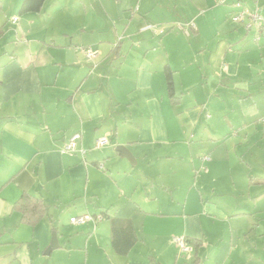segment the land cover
I'll return each instance as SVG.
<instances>
[{
	"label": "crops",
	"instance_id": "obj_1",
	"mask_svg": "<svg viewBox=\"0 0 264 264\" xmlns=\"http://www.w3.org/2000/svg\"><path fill=\"white\" fill-rule=\"evenodd\" d=\"M1 1L0 264H264V190L250 186L258 179L264 187L263 172L239 168L232 185L213 184V197L191 190L181 209H169L150 191L152 176V189L127 198L110 161L119 145L138 159L195 150L200 169L230 134L264 144V31L253 29L258 45L250 44L233 20L237 9L219 0H196L189 13V0H46L30 13H21L23 0ZM76 46L99 54L90 59ZM75 133L85 155L62 151ZM102 136L110 143L94 149ZM23 193L48 206L35 226L15 210ZM84 214L93 219L71 223ZM111 218L135 226L139 240L127 256L112 247ZM53 231L60 246L47 254ZM174 235L199 245L181 253Z\"/></svg>",
	"mask_w": 264,
	"mask_h": 264
},
{
	"label": "rangeland",
	"instance_id": "obj_2",
	"mask_svg": "<svg viewBox=\"0 0 264 264\" xmlns=\"http://www.w3.org/2000/svg\"><path fill=\"white\" fill-rule=\"evenodd\" d=\"M177 1L183 5L187 0ZM196 5V0H189L186 12L189 13V10H192ZM157 29L158 26L156 25V28L152 30L157 31ZM178 29H180L179 24ZM247 38L250 44L258 45L256 40L259 36L256 35V31L250 30ZM230 115L231 113H229ZM231 136L233 134L228 135L229 139L221 150L212 154L213 162L206 163L200 169L196 168L192 163L193 157L197 155L194 154L195 150H193V154L186 153L184 156L182 154H172V157L164 156L151 159L142 156L138 159L132 152L138 161L136 165H133L128 159L117 155L114 151V155L110 160L113 166L111 170L119 184H125L128 187L129 194L126 197L130 200L138 199L139 194L145 189H152L151 181L148 180V176H152L156 184L150 191L153 192V195H156L162 207L181 209L183 206L182 202H184L191 190L190 196L192 197H200L201 194L205 195V197H213L211 187L215 182L221 185H232L235 178L239 177V168H244L243 174L256 175V178H259L258 176L263 172L261 177H264V168H247L246 163L241 162V159L253 161L255 158L256 161L264 163V144L262 142L256 144L257 142L254 140L247 144L246 142L240 143L239 140L231 139ZM209 167L214 169L208 174H204ZM244 180L249 182L250 177H245ZM163 183H165L164 186ZM257 183H259L258 179L255 180V184H250L251 190L253 192H262L264 187ZM137 188L139 189L137 190ZM180 200H182L181 205L177 203ZM173 201L174 204L170 205ZM263 206L264 200L258 203L259 208Z\"/></svg>",
	"mask_w": 264,
	"mask_h": 264
},
{
	"label": "trees",
	"instance_id": "obj_3",
	"mask_svg": "<svg viewBox=\"0 0 264 264\" xmlns=\"http://www.w3.org/2000/svg\"><path fill=\"white\" fill-rule=\"evenodd\" d=\"M46 0H23L21 13L40 12ZM3 3L0 0V11ZM165 75L168 84V92L172 103L177 104L180 96L177 93L174 80V70L166 66ZM15 210L21 214V222L35 226L40 220L48 215V206L44 200L30 193H23L15 203ZM108 216L104 210L102 216ZM139 238L135 226L131 220L122 218H111V243L114 251L121 256H127L138 242ZM193 245H199L197 240L189 239Z\"/></svg>",
	"mask_w": 264,
	"mask_h": 264
},
{
	"label": "built area",
	"instance_id": "obj_4",
	"mask_svg": "<svg viewBox=\"0 0 264 264\" xmlns=\"http://www.w3.org/2000/svg\"><path fill=\"white\" fill-rule=\"evenodd\" d=\"M254 2V8H250L246 5V0H219L220 4H231L237 9L233 15V20L235 22L244 23L248 31L256 28L259 33H262L264 31V12L262 10V6L260 5L261 0H254ZM14 21H16V18ZM148 28L155 29L156 25L150 24ZM179 28L182 29L183 25L179 24ZM75 49L84 52L85 55L90 59L96 58L99 54L98 50L92 48L76 46ZM81 137V133H75L63 146L62 151L65 153L80 152L82 155H85L87 150L85 148L79 147ZM109 143L110 140L108 137H99L95 140L94 149H101ZM205 159L209 160L210 156H206ZM92 219V215L84 214L72 217L71 223L74 225H81ZM172 240L179 247L181 253L188 254L194 250L193 244L189 242L188 237L185 235H174L172 236Z\"/></svg>",
	"mask_w": 264,
	"mask_h": 264
},
{
	"label": "water",
	"instance_id": "obj_5",
	"mask_svg": "<svg viewBox=\"0 0 264 264\" xmlns=\"http://www.w3.org/2000/svg\"><path fill=\"white\" fill-rule=\"evenodd\" d=\"M116 150H117V152H119L121 154V156L123 158L128 159L133 165L136 164V158L129 148H127L124 145H119V146H117ZM59 246H60V244H59L57 232L53 231L52 232V238H51V244L48 247V249L46 250V253L50 254L53 250H55Z\"/></svg>",
	"mask_w": 264,
	"mask_h": 264
}]
</instances>
